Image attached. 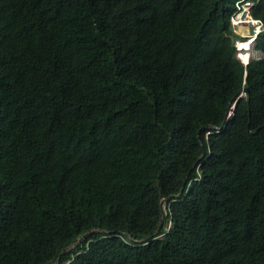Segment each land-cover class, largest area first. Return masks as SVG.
I'll return each instance as SVG.
<instances>
[{"label": "trees", "instance_id": "16d2710c", "mask_svg": "<svg viewBox=\"0 0 264 264\" xmlns=\"http://www.w3.org/2000/svg\"><path fill=\"white\" fill-rule=\"evenodd\" d=\"M238 1L0 0V264H264Z\"/></svg>", "mask_w": 264, "mask_h": 264}, {"label": "built area", "instance_id": "2783aa9c", "mask_svg": "<svg viewBox=\"0 0 264 264\" xmlns=\"http://www.w3.org/2000/svg\"><path fill=\"white\" fill-rule=\"evenodd\" d=\"M258 0H239L235 3L234 12L229 18L231 28V43L235 51V59L244 69V75L247 66L255 60L262 58L261 51L256 46L258 37L264 33V23L259 19H255L252 11ZM245 93L242 92L239 98H244ZM236 103V101H235ZM233 103L232 108L235 107ZM171 228L169 223L166 232ZM161 238V237H159ZM66 262L64 264H68Z\"/></svg>", "mask_w": 264, "mask_h": 264}, {"label": "water", "instance_id": "95a60500", "mask_svg": "<svg viewBox=\"0 0 264 264\" xmlns=\"http://www.w3.org/2000/svg\"><path fill=\"white\" fill-rule=\"evenodd\" d=\"M204 156H205V153L203 152L202 155H201V159H203ZM181 193H182V190H181ZM181 193H180V194H181ZM160 207H161V211L163 212V209H162V208H163L162 202H161V204H160ZM162 219H163V217H162ZM160 227H161V225L159 226V229H160ZM84 237H85V235L83 236V238H84ZM146 241H147V240H144V242H146Z\"/></svg>", "mask_w": 264, "mask_h": 264}, {"label": "rangeland", "instance_id": "374dc122", "mask_svg": "<svg viewBox=\"0 0 264 264\" xmlns=\"http://www.w3.org/2000/svg\"><path fill=\"white\" fill-rule=\"evenodd\" d=\"M162 205H163V208H162V209H163V213H164V201L162 202ZM163 216H164V215H163Z\"/></svg>", "mask_w": 264, "mask_h": 264}]
</instances>
